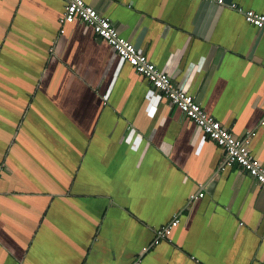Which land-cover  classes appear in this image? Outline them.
Listing matches in <instances>:
<instances>
[{
    "label": "crops",
    "instance_id": "0c3cea01",
    "mask_svg": "<svg viewBox=\"0 0 264 264\" xmlns=\"http://www.w3.org/2000/svg\"><path fill=\"white\" fill-rule=\"evenodd\" d=\"M85 1L264 164V29L230 5L264 0ZM64 8L0 0V264H264V187Z\"/></svg>",
    "mask_w": 264,
    "mask_h": 264
},
{
    "label": "built area",
    "instance_id": "2783aa9c",
    "mask_svg": "<svg viewBox=\"0 0 264 264\" xmlns=\"http://www.w3.org/2000/svg\"><path fill=\"white\" fill-rule=\"evenodd\" d=\"M64 1L65 8L60 17L61 24L72 23L78 19L83 24L84 29L89 28L95 35L107 40L113 55H117L132 64L137 72L146 77L151 86L159 92L155 101L159 102L162 97L166 98L172 106L191 117L205 136L213 138L223 147L225 156L219 164L218 170L220 172H225L228 167L240 165L264 187V164L251 153L249 138L237 137L228 125L210 115L196 100L189 90L192 81L191 70H188L179 82H175L173 75L176 64L158 66L145 53L141 52L134 42L120 34L118 27L112 23L109 14L100 13L85 0ZM211 1L221 5L225 3V0ZM129 5L136 6V3L131 2ZM230 5L240 11L248 22L264 29V13L254 9H246L236 2H232ZM101 88L102 85L98 87L97 97H102V103H105L108 93ZM203 195V192L196 194L192 191L189 198L195 199ZM180 221L179 213H174L172 217L167 218L156 230L157 240H172L174 229ZM137 264H142V261H138Z\"/></svg>",
    "mask_w": 264,
    "mask_h": 264
},
{
    "label": "water",
    "instance_id": "95a60500",
    "mask_svg": "<svg viewBox=\"0 0 264 264\" xmlns=\"http://www.w3.org/2000/svg\"><path fill=\"white\" fill-rule=\"evenodd\" d=\"M206 1L212 2L211 0H206Z\"/></svg>",
    "mask_w": 264,
    "mask_h": 264
}]
</instances>
